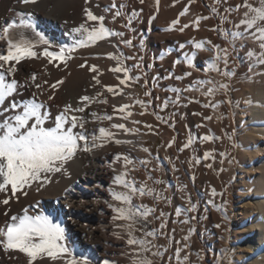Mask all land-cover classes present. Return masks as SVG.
I'll return each mask as SVG.
<instances>
[{
    "label": "bare ground",
    "instance_id": "obj_1",
    "mask_svg": "<svg viewBox=\"0 0 264 264\" xmlns=\"http://www.w3.org/2000/svg\"><path fill=\"white\" fill-rule=\"evenodd\" d=\"M161 1L159 0L157 3V0H144L145 6L142 7L146 10L149 6H153V10L157 14L160 12L157 24L153 28L149 26V23L148 28L146 26L142 28L143 32L147 29L146 31L150 37V41L146 43L148 45L146 46L148 52L146 54L148 56L161 55L160 53H163L164 50L169 49L171 46L176 47L178 44L180 45L183 32L180 30L182 23L184 24L185 22L190 25V22L195 17V13L198 11V4H189L185 9V13H182V0H174L176 1V5L171 8H164L161 5ZM198 1L201 4L205 3V0ZM234 1H238L236 3H239V6L237 9L231 10L233 12L231 15H233L234 20L232 21L234 26L233 32L230 35L222 37L221 40L218 38L220 43H218L219 47L217 48L215 46L212 49L208 45L209 43L206 44L207 42L200 43L202 44L200 49L195 48V53L190 58L193 60V67L191 68H195V71H189L186 68L188 67L187 63L186 66L182 64V51L179 50L176 52L174 48L177 53L176 57L181 56L178 58L180 63L175 62L177 61L174 59V55L176 54L173 51L174 55L168 54V57L165 58L166 61L161 62L162 64H159V67L172 64L173 69L181 70V72L184 70L190 75L196 74L197 76L204 77L203 81L205 83L194 86L192 89H189V92L195 96L203 97L206 102L204 103L205 105L208 103V97L216 100V108H214L212 119L207 126L210 127L212 123L219 120H225L227 123H230L231 115L224 112L225 108L230 107V104L225 105V101H222V97L226 94L225 91H213L210 95L208 94L210 89L219 88V84L217 86L214 77L222 82L223 73L229 72V69L232 68L231 64L236 61V57H234L235 59L233 58L236 44L240 43L243 53H250L253 48L258 50L257 57L254 61V68L250 72L251 77L243 85L245 88V90L243 89L244 92L242 90L243 103L240 106L241 112L239 110L241 113L239 121L241 125H244V128L241 129L244 132V137L242 136L244 146L240 150V156L242 157L240 160H243L242 164H246L247 162V166H239V170H241L240 174L242 175V184L241 186H237L244 187L248 193L240 201L237 218L244 222V224L240 228V234L238 235L237 231V235L235 234L233 236L236 240H232L233 237L230 236L227 242L230 243L229 246L235 243L241 245L240 250H237V248L234 249L237 257L232 264H236V260L240 263L243 259L249 257L251 260L250 264H264V0H250L248 12L247 8L243 6V0ZM118 2L120 0H38L37 4L26 5L20 3L19 0H0V36L6 35L5 39H0V54H7V43L9 40L13 43H18L21 39L31 41H37L39 39L31 29L20 26L22 19L34 24L36 30L50 41L52 45V48L49 49L50 51H58L59 46H63L66 49L71 47L73 44L72 36L69 35L71 28L78 27L82 23L86 24V26L95 24V22L87 21L85 9L92 11L94 15L104 16V24L109 29L124 32L123 26L119 21L120 19L116 17L113 20L117 10L121 11L123 16L128 12ZM113 4L116 5V8H112L111 11H105ZM231 6L233 7L234 5ZM18 12H23L25 15L23 17L17 16ZM147 12L148 10L146 13L144 11L145 19H148L150 14ZM173 18H176L180 22L174 27H170V20ZM12 21H16L17 28L13 30L9 28L8 33L5 34L3 31L4 27ZM199 21L197 22L199 23ZM199 26L200 24H198ZM128 27L131 28L130 26ZM161 27H170L168 31L172 33L176 31L179 34L176 33L177 36H170L167 33L164 34L159 30ZM189 30L186 29V33H189ZM137 31L136 33L139 32ZM222 43H225L226 47H222ZM44 47L41 44L34 50L40 52ZM133 48L130 49L135 52ZM129 52V48L123 46V37L113 36L107 41H99L94 46L77 49L70 54L73 58L68 60L66 65H60L59 68L54 66L59 61H54L53 64L49 65L41 57L22 61L21 64L16 65L18 71L14 77H5V84L11 83V80L14 78L18 81V85H28L27 87L18 86L19 95H13L9 98L18 105L29 102L32 94L37 91L34 87L35 83H42L47 80L49 83L44 85L47 91L37 96L36 99L38 102L45 103L50 107L52 117L59 114L66 105L75 108L77 105L86 104L87 107L84 113L70 112L68 115L76 114L84 117L86 120L85 128L89 133L95 134L98 137L100 135V128H105L115 133V135L112 140H104V146L99 149H94L91 154L78 151L73 160L65 165L66 171L57 173L52 177V182L43 187L39 192L35 191L36 185L33 184L32 188L27 190V195H23L20 192L16 196H11L10 192L0 193V199L9 198L10 200L7 206L0 203V227L5 226V222L9 220L11 215H22L23 209L28 208L30 215H48L54 223H60L65 229L66 246L76 254L90 258L91 264H103L105 260L111 261L112 264H134L135 261H142L138 257L139 246L127 244L130 236L126 225L130 222L120 219L114 221L112 217L115 213L109 207L110 204L115 207H126L120 204V202L115 201L110 194V188L116 192H127V189L113 184V178L127 171L126 179L134 182V187L139 189L141 187L136 182L135 175L140 173L143 176L145 172H141L142 170L140 171L136 167V163L142 160L144 154H147L148 163L152 161L150 151L145 152L143 150L147 149L148 144L145 134L139 132L135 128L136 123H133V121H137L136 116L138 117L136 105L139 102L140 80L132 79L127 86L121 85L119 81L123 79V75L111 71L113 67L119 65L116 60L108 58L109 54L117 56L120 64L128 68L130 76L135 78L138 68L135 67L136 64L134 61L137 57L134 55L131 56ZM203 53L207 54V56L212 53L214 56L212 58L208 56L204 62L202 60L204 58H201L199 60L200 64L201 62L212 61L216 64V68L219 71L213 69L211 64H204L207 70L205 67L204 70L196 66V60ZM218 57L226 58V63L225 59H217ZM14 63V61L10 62V64ZM82 63L86 65L85 68L79 67ZM90 66H96L98 72L92 73L89 70ZM32 74H36L37 76L35 82H32L30 79ZM93 76L100 81L99 84H96V80L92 79ZM58 79H63L64 83L57 85V89L52 90L50 85L56 83ZM109 87L113 88L114 91L108 92L107 89ZM53 91H55V98L49 101L47 97ZM97 93H100V95H97ZM85 95L92 97V99L90 101H83L82 98ZM124 106H127L125 112L120 113L118 110ZM4 107H8L7 99ZM129 111L132 113L131 116H127V112ZM92 113H95L96 116L93 117ZM11 114L9 112L7 115ZM104 116H112V119H103ZM124 116H127V119L121 118ZM4 119L5 116L0 115V121ZM120 123H124L127 128L132 129V133H124L121 130L111 127L112 124ZM45 126L54 125L49 120ZM74 131L79 130L76 129ZM2 134L0 132V135ZM165 134L166 136L168 135L167 132H164V137ZM117 139L125 141L126 143L117 145L114 143ZM117 155L121 157L125 155L129 156L135 162L134 167L129 166L128 169H125L122 159L112 163ZM161 167L167 172L163 163ZM143 168L145 169V167ZM227 169L234 170L235 164L232 163ZM146 174L144 178L142 177L143 181L147 180L148 176L146 177ZM170 186L171 190L169 191L174 193L175 189L172 185ZM66 189L69 190L67 194L65 193ZM149 196H141L137 192L133 196L132 204L142 211L140 202H144ZM6 211L8 212V216L4 215ZM140 222L148 224L150 222V215L146 219L140 218ZM133 226L134 224L132 225V229L134 228ZM133 231L131 232V237L136 238ZM151 241L153 242V239ZM151 241L149 242L151 243ZM189 243H193V237L190 238ZM241 250L245 255H240ZM0 264H27V257L18 252H5L2 246H0ZM34 264H63V262L61 260L51 261L45 258L43 261L38 259Z\"/></svg>",
    "mask_w": 264,
    "mask_h": 264
},
{
    "label": "rangeland",
    "instance_id": "obj_2",
    "mask_svg": "<svg viewBox=\"0 0 264 264\" xmlns=\"http://www.w3.org/2000/svg\"><path fill=\"white\" fill-rule=\"evenodd\" d=\"M236 2L234 0L233 2L232 0H205V3L201 4L198 0H182V13H185L189 4H198V11L195 13L197 19L194 17V22H190V25L182 23V41L180 45L176 46L178 48L171 46L170 50H164L163 53H160L161 55L150 56L146 54L148 53L146 43L150 41V37L147 29L143 32L142 28L145 26L148 28V23L153 28L157 24L160 12L157 14L153 10V6H149L146 10L142 8L145 6L144 0L143 3L138 0H130V2L129 0H120L118 2L128 10L127 16H118L124 30L123 41L132 42L131 47L124 43L123 46L129 48L131 56L137 57L134 63L140 64L136 71V77H141H139V102L136 105L138 110L136 119L139 123H136L135 128L145 134L148 143L147 150L152 154L151 163L142 165L139 163L141 160L136 163V167L140 171L142 170L141 172L147 173L146 177L148 176L147 180L143 181L142 177L144 178L145 174L143 176L140 173L136 174V182L140 187L154 190L153 195H150L144 202H140L142 211L145 210V206L147 209H152L149 214L150 222L148 224L136 223L132 229V231L135 230L133 233L137 239H145L148 242L153 239V242H149L150 246L146 251L138 248V257L142 261L150 260L151 264H232L237 257L234 249L240 250L241 245L235 243L229 246L230 243L227 242V239L230 236H235L244 224L237 218L240 201L248 193L244 187L237 186L242 184L239 166H247V162L242 164L243 160H240L242 159L240 150L244 146L242 142L244 132L241 129L244 128V125H241L239 116H241L240 106L243 103L242 90H245L243 85L251 77L250 72L254 68L258 50L253 48L250 53H243L240 43L236 44L235 52H233V58L236 57V59L234 58L236 61L231 64L232 68L229 69V72L233 71V75L223 74L222 82L214 77L217 86L218 84L229 85L228 89L222 90L226 93L222 97V101H225V105L230 104V107L224 109L225 113L231 114L229 124L225 120H219L220 122L216 121L211 124L212 126L207 127L212 119V112L216 108V100L208 97V107H204L205 99L189 92V85H193V87L200 85L197 82L203 81L204 77L196 74L185 76V73L188 72L173 69L172 64L159 67V64L166 61L165 58L168 57V54H176L174 55L175 60L182 56V64L186 66L187 59H190L195 53V44L197 43L207 42L206 44L209 43L208 45L212 49L215 46L219 47L218 38L221 40L222 37L230 35L234 30L231 10L238 8L239 3ZM242 2L248 12L250 0ZM161 5L164 8H171L176 5V1L162 0ZM143 9L145 13L147 10V13H150L148 19L144 18ZM178 22L180 21L173 18L170 20L169 26L174 27ZM198 24H200L199 27ZM169 28L161 27L159 30L170 36L179 34L176 31L173 33L168 31ZM186 29H190V32L186 33ZM221 45L224 47L225 43ZM130 48H133L135 52ZM173 48L176 52L182 51V55L176 57L177 53ZM210 54L208 56L212 58L214 54ZM208 56L204 53L200 55V58L196 60L197 64L195 62L196 66L204 69V64L207 63L203 62L207 60ZM201 58L204 59L200 64ZM186 68L189 71L196 70L195 68ZM202 73L204 74L203 71ZM176 77H181V79H176ZM146 93H150V95H146ZM208 117L210 119H206ZM145 125L151 127H145ZM164 132L168 133L167 136L165 134V137ZM206 135L210 137V140L203 139ZM146 155H143L142 160L147 161ZM162 163L167 172L161 167ZM232 163L235 164V169L228 170L227 167ZM170 185L175 189L174 193L169 191L171 190ZM213 189H215L216 195H213ZM221 193L224 194L220 195ZM193 205L195 211H184ZM178 209L181 211L179 216L176 214ZM148 231L155 232V236H146L145 233ZM238 232L239 235L240 232ZM191 237H193L192 244L189 243ZM234 239L233 237L232 240ZM242 254L244 252L241 250L240 255ZM235 262L236 264H250L251 260L249 257L240 263L237 260Z\"/></svg>",
    "mask_w": 264,
    "mask_h": 264
},
{
    "label": "snow or ice",
    "instance_id": "obj_3",
    "mask_svg": "<svg viewBox=\"0 0 264 264\" xmlns=\"http://www.w3.org/2000/svg\"><path fill=\"white\" fill-rule=\"evenodd\" d=\"M23 4H37L38 0H19ZM143 3V0H140ZM159 0H157V3ZM112 8H116L113 4L109 9L105 11H111ZM85 15L87 21L95 22V24L87 25L80 24L78 27H73L69 31V35L72 36L73 44L70 48L59 46L58 51H50L52 45L44 35L36 30L34 24L30 21L26 22L23 19L20 21V26L31 29L35 33V36L39 39L37 41L21 39L18 43H13L11 40L7 43V54H0V115H4L5 119L0 121V193H11V196H16L18 192L23 195H27L28 189H31L33 184L36 185L35 191L39 192L43 187L52 182V177L57 173L66 171L65 165H67L76 156L78 151L91 154L94 149H99L104 146V140H112L115 133L108 131L105 128L99 129V137L95 134H91L85 128L86 120L84 117L71 113H84L86 104L77 105L75 108L71 106H65L63 110L52 117L50 107L45 103L37 101L36 97L42 95L47 89L44 88L45 84L49 82L47 80L42 83H35L34 87L37 89L32 94L27 104L18 105L11 99L13 95H19V87H27L28 85H18L16 79H12L11 83L5 84V77H14L18 71L16 65L21 64L24 60H33L43 57L49 65L54 61H59L54 65L59 68L60 65H66L67 61L73 57L70 55L77 49L88 48L96 45L99 41H107L113 36L123 37V32H117L109 29L105 26L104 16L94 15L92 11L85 9ZM25 13L18 12L17 16L23 17ZM31 15V14H29ZM122 15L121 11L117 10L113 17ZM251 23V22H250ZM16 24V21H12L7 24L3 31L8 33V29ZM187 27V25H185ZM183 31V29H180ZM5 36H0V39H5ZM123 43L129 47L132 46V42L129 40L123 41ZM44 45L42 51L37 52L34 49L38 45ZM202 44H195V48L200 49ZM109 59L116 60L119 66L113 67L111 71L113 73H121L123 79H120L121 85L127 86L132 79L139 80V77H131L129 69L120 64L117 56L109 54ZM217 59L226 58L218 57ZM14 61V64L10 62ZM176 63H180L179 60ZM205 63L211 64L212 68L219 71L216 68V64L212 61H206ZM187 66L193 67V60L187 59ZM80 68H85V64H80ZM135 67L139 68L138 63ZM92 73H97L96 66H90L89 69ZM226 76H232L233 73L225 72ZM190 75L185 73V76ZM32 82L37 80L36 74H32L30 77ZM92 79L96 80V84L100 81L95 76ZM181 79V77H176ZM63 79H58L56 83L50 85L52 90L57 89V85H62ZM197 83H205L204 81H198ZM193 85H189V89H192ZM229 85L221 84L219 88L209 90V95L213 91H220L228 89ZM108 92H113V88L109 87ZM173 91H176L173 89ZM100 95V93H97ZM150 95V93H146ZM55 98V91L48 95L49 101ZM6 99L8 100V107H4ZM92 97L87 95L83 96V101H90ZM106 103V101H104ZM208 107V105H203ZM127 106L121 107L118 111L124 113ZM11 112V115H7ZM143 114V113H142ZM132 113L127 112V116H131ZM95 117L96 114L92 113ZM127 116L121 117L127 119ZM103 119L111 120L112 116H104ZM210 119V117L206 118ZM51 120L54 126H45L46 122ZM133 123H139L133 121ZM113 129H118L124 133H132V129L125 126L124 123L112 124ZM145 127H151L145 125ZM78 129L79 131H74ZM205 141L210 140L209 136H204ZM83 142V143H81ZM115 144L119 145L126 143L122 140H115ZM147 152V149H143ZM207 157V154H206ZM123 160L124 168L128 169L129 166L134 167V161L129 156L125 155L121 157L117 155L112 163ZM140 164H147L148 161L141 160ZM127 171L116 175L113 178V184L119 185L127 192H116L109 189L112 198L115 201L126 207H115L109 205L111 210L115 213L112 219L129 221L126 225L130 238L127 240L128 245H137L145 251L148 249L149 242L145 239H136L131 237L132 225L139 223L140 218L146 219L151 213L152 209H147L145 206L144 211L132 204L133 196L138 192L139 195H153L154 190H147L145 187L137 189L134 187V182H130L126 179ZM151 179V177H150ZM69 190L66 189L67 194ZM221 193L220 195H223ZM213 195H216L215 189H213ZM0 203L7 206L10 203L9 198L0 199ZM184 211H195V206H191ZM177 216L181 214V211L177 210ZM8 216V212L4 213ZM194 218V217H193ZM219 227V225H217ZM146 236H155V232L148 231ZM0 246H2L5 252H18L27 257V264H34L38 259L43 261L45 258L51 261L61 260L63 264H91L90 258L83 255L76 254L73 250L69 249L65 244V229L60 223H54L48 215L36 214L30 215L28 208L23 209L22 215H11L9 220L5 222L4 227H0ZM159 254V253H157ZM103 264H112L111 261L105 260ZM134 264H151L150 260L135 261Z\"/></svg>",
    "mask_w": 264,
    "mask_h": 264
}]
</instances>
